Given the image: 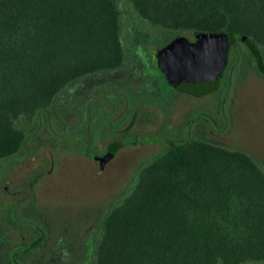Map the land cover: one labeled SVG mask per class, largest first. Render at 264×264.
Returning a JSON list of instances; mask_svg holds the SVG:
<instances>
[{
    "label": "trees",
    "instance_id": "obj_1",
    "mask_svg": "<svg viewBox=\"0 0 264 264\" xmlns=\"http://www.w3.org/2000/svg\"><path fill=\"white\" fill-rule=\"evenodd\" d=\"M214 30L264 53V0H0V160L58 109L66 84L119 66L128 44L143 54ZM246 262H264V161L185 138L152 154L108 202L84 264Z\"/></svg>",
    "mask_w": 264,
    "mask_h": 264
},
{
    "label": "flooded vegetation",
    "instance_id": "obj_2",
    "mask_svg": "<svg viewBox=\"0 0 264 264\" xmlns=\"http://www.w3.org/2000/svg\"><path fill=\"white\" fill-rule=\"evenodd\" d=\"M161 46H157L155 51L141 46L144 52L141 54L135 51L138 45L128 44L125 59L119 66L80 76L62 88L58 109L48 114L43 122L50 134L59 133L53 131V126H58L62 129L59 134L68 137L60 141L64 145L57 153L45 146L48 154L39 152L35 155L37 148H30L27 140L14 155L0 160L3 171L0 175V264L89 262L95 229L101 219L97 205L83 204L72 190L66 191L64 187L55 192L44 188L54 186L56 176L69 175L72 166L82 169L85 165L90 177L99 178L128 162L132 153L124 151L121 154L123 148L151 144L157 146L150 152L152 155L174 140L185 138L234 145L264 161V133L260 140L256 136L259 135V128L264 127V97L257 98L258 93H253V100L259 104L253 109V116L247 119L246 125L237 124L239 114L235 116V112L239 102L230 98L232 89L244 80L248 72L252 73L254 87L259 92L264 80V53H249L243 44L231 46L217 88L196 95L169 84L157 65L156 52ZM213 96L214 101L200 103L201 110L198 107L200 104L196 105L199 102L190 103V97L201 101L203 97L209 100ZM118 101L124 103L121 113L115 110ZM164 103L173 107L184 105L186 110L179 115L180 119L173 116L171 120L162 113ZM194 111L197 112L196 117L192 116ZM240 126H247L249 135H242L240 142L235 136L228 137L227 133L232 136L234 129ZM40 128L34 127L30 135ZM200 128L204 136L191 135ZM176 129L179 134L170 135ZM63 131L74 134L68 135ZM122 136L137 138V142L119 146L110 158L101 162L100 158L106 154L109 143ZM243 140L252 142L258 152L254 154L242 147ZM80 145L85 149L77 150ZM62 196L68 202L61 203L58 210V203L52 201L53 198L62 199ZM7 200L11 204L6 203ZM85 207L89 210L83 218ZM84 224H87V229Z\"/></svg>",
    "mask_w": 264,
    "mask_h": 264
},
{
    "label": "rangeland",
    "instance_id": "obj_3",
    "mask_svg": "<svg viewBox=\"0 0 264 264\" xmlns=\"http://www.w3.org/2000/svg\"><path fill=\"white\" fill-rule=\"evenodd\" d=\"M252 73L248 72V74L245 76L244 80L238 84L234 89H232L230 98L232 97V99L236 102H239L238 107L236 108V112H235V116L237 114H239V122L237 123L238 125H246L247 124V119L251 118L253 116V109L255 108L256 105H258L259 103L256 102L255 100H253V93H258L256 94L257 98H263L264 97V80L262 81L263 85L261 86L259 90V92H257V90L254 87V77L251 75ZM153 84L151 83L150 87H152ZM144 87V86H143ZM148 87V85H147ZM145 87V88H147ZM190 103H194L196 105L198 104H204L203 102H208V101H214L215 98L210 97V99H205V97H203L202 99H200L201 101H196L194 98L190 97ZM121 100V99H120ZM217 101V99H216ZM198 106L199 110H201V105ZM123 105L124 103L121 101H118L117 103V107H115V110L118 111L116 113H121L122 109H123ZM121 109V110H120ZM186 110V107L184 105H179V106H171L170 104L164 103L163 105V115L167 116V117H171V120L174 118H176L177 116L182 114V111ZM198 110V111H199ZM197 112L194 111V114H192L193 117H196ZM117 116V114H116ZM263 117V116H259ZM177 119H180V116L177 117ZM175 120V119H174ZM176 121V120H175ZM171 124H175L173 123V121H171ZM259 126H262L261 124ZM48 126L44 125L35 133L31 134L28 138L29 140V147L31 148H37L35 151V155H38L39 152L40 153H44V155L48 154V150L45 148V146L49 147L51 149V151H55V153H57V151H59V149H62V145H64L62 142L60 141H64L65 139H67V136H61V128H59L58 126H53V131L55 132H59V133H49L48 132ZM201 127V126H200ZM203 127V126H202ZM201 127V128H202ZM196 130V132L191 133L192 136L194 137H202L204 136V132L203 130ZM61 129V130H60ZM248 131L247 126H240L239 129H234V132L231 134L227 133L228 137H232L234 138L237 137L236 139L240 140L242 139V135H245ZM66 134H72L69 132H65ZM259 135L257 139L260 140V138L262 137L261 134L264 133V127L259 128ZM63 134V133H62ZM74 134V133H73ZM120 134V133H117ZM179 134V130L176 132L175 131H171L170 135H178ZM247 135H249V133H247ZM124 137V136H122ZM74 138V137H73ZM59 140V141H58ZM72 143H75V141H73ZM102 143H104V140L102 141ZM242 147L246 148L247 150H249L250 152L256 154L258 152V150L255 148L254 144L252 142H248L243 140L241 142ZM227 146H234V145H229L227 144ZM84 146L80 145L77 147V150L82 151L84 150ZM157 149V146L154 145H147L144 147H139V148H123L120 150L121 154L125 151V153L130 152L132 153L131 157L129 158L128 162H126L123 165H118L116 167V169L114 168L109 175L103 176V177H90L89 174L87 173L86 170V166L83 165V168H77L75 166H72L70 168V173L69 175H58L55 177L56 180V184L53 185H49V186H44L45 189H48L51 192H55L56 190L59 189V187H64L67 190H72L73 194L76 195L78 200H81L83 204H96L97 205V213L98 216L101 218L104 211H105V206L107 204V202L111 201V199L115 198L116 196L120 195L128 186L130 180H131V176L134 174V172H132V169L137 166L138 164H141V162L143 160H147L150 158V152L154 151ZM38 152V153H37ZM120 154V155H121ZM139 166V165H138ZM2 169H0V175L2 173ZM91 175V174H90ZM64 189V190H65ZM49 191V192H50ZM64 191V193L66 192ZM53 203H58L57 204V209H61L60 204L61 203H65L68 202L66 199L64 200V196H62L61 198H53ZM51 202V203H52ZM73 202V201H72ZM6 203H10V200H7ZM87 210H89L88 208H83V218L86 217V212ZM87 224H84V228H86ZM87 229V228H86ZM84 238H85V234H84ZM243 264H264V262H246Z\"/></svg>",
    "mask_w": 264,
    "mask_h": 264
},
{
    "label": "water",
    "instance_id": "obj_4",
    "mask_svg": "<svg viewBox=\"0 0 264 264\" xmlns=\"http://www.w3.org/2000/svg\"><path fill=\"white\" fill-rule=\"evenodd\" d=\"M239 39L245 43L248 38L223 30L204 31L191 40L186 35H177L162 45L156 52L157 65L173 87L201 95L217 88L228 59L231 44ZM136 143L130 136L113 139L103 162L124 144Z\"/></svg>",
    "mask_w": 264,
    "mask_h": 264
}]
</instances>
